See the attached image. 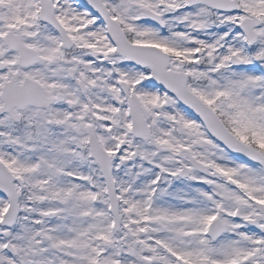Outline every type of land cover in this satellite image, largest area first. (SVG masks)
Listing matches in <instances>:
<instances>
[{"label": "snow or ice", "instance_id": "obj_1", "mask_svg": "<svg viewBox=\"0 0 264 264\" xmlns=\"http://www.w3.org/2000/svg\"><path fill=\"white\" fill-rule=\"evenodd\" d=\"M0 264H264V0H0Z\"/></svg>", "mask_w": 264, "mask_h": 264}]
</instances>
